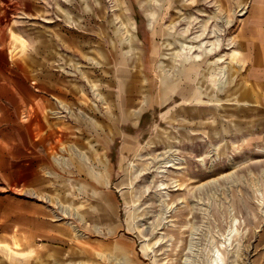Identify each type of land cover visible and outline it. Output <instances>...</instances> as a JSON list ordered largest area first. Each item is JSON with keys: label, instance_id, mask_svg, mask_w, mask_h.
<instances>
[{"label": "rangeland", "instance_id": "obj_1", "mask_svg": "<svg viewBox=\"0 0 264 264\" xmlns=\"http://www.w3.org/2000/svg\"><path fill=\"white\" fill-rule=\"evenodd\" d=\"M8 55L119 157L30 224L0 131V264H264V0H0Z\"/></svg>", "mask_w": 264, "mask_h": 264}, {"label": "crops", "instance_id": "obj_2", "mask_svg": "<svg viewBox=\"0 0 264 264\" xmlns=\"http://www.w3.org/2000/svg\"><path fill=\"white\" fill-rule=\"evenodd\" d=\"M18 69L20 65L8 55L0 63V76L13 75ZM2 78L0 131L13 140L14 202L29 204L23 219H29L30 224L32 220H42L39 216H46L48 203H99L95 188L101 185V172L105 170L111 179L116 170L119 157L116 134L100 131L94 116L86 121L89 130L78 129L86 123L85 116L79 118L72 109L65 116L63 112L68 105L53 95L47 97L41 93L45 90L43 86L30 83V77L25 81L8 77L6 83ZM44 114L53 126L40 131L37 121ZM120 151L123 154L124 148ZM87 187H92V192ZM61 210L65 209L61 206Z\"/></svg>", "mask_w": 264, "mask_h": 264}]
</instances>
